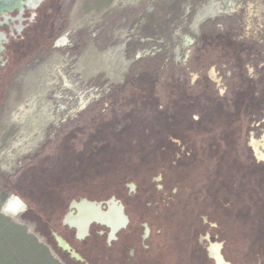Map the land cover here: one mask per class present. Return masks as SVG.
<instances>
[{"label":"rangeland","instance_id":"rangeland-1","mask_svg":"<svg viewBox=\"0 0 264 264\" xmlns=\"http://www.w3.org/2000/svg\"><path fill=\"white\" fill-rule=\"evenodd\" d=\"M56 3L53 40L67 34V45L48 47L42 55L38 51L9 77L0 99V186L5 181V188H0V264H69L47 239L45 223L54 210L56 218L62 214L73 191L89 198L123 196L124 184L142 187L137 177H143L151 193L157 156L174 144L169 136L171 144L160 139V124L172 114L175 102L188 104L184 116L180 111L178 117L192 124L207 106L219 103L233 112L237 92L247 91L262 105L247 137L256 143L264 130V0ZM208 5L215 13L202 16L195 28L200 10ZM61 56H67L66 63ZM59 66L74 89L84 92V105L78 109L76 92L65 91L64 108L54 112L55 120L43 129L35 150L17 158L10 170H2L7 163L3 151L16 132L10 114L34 93L47 90L45 97L52 101L59 89L51 81ZM174 145L179 149V143ZM202 160L211 172L213 161ZM200 165L181 169L171 178L185 182L180 204L165 210L163 240L171 249L160 254L159 241L153 255L133 264H205L204 256L186 242H191L196 217L203 211L221 217L214 205L194 202L196 190L204 196L205 189H213L209 172ZM12 197L30 204L35 217L6 215L3 209ZM145 197L131 203L143 214H153L154 209L147 208L153 198ZM102 252L100 264H116L113 256Z\"/></svg>","mask_w":264,"mask_h":264},{"label":"flooded vegetation","instance_id":"flooded-vegetation-1","mask_svg":"<svg viewBox=\"0 0 264 264\" xmlns=\"http://www.w3.org/2000/svg\"><path fill=\"white\" fill-rule=\"evenodd\" d=\"M56 2L57 0H0V99L9 77L17 68L34 58L38 51L42 55L48 47L52 49L60 47L59 41L67 37V34H62L53 40L52 18L59 11ZM204 18L194 27L196 28ZM61 58L63 63L67 62V56H61ZM33 60L36 61V59ZM57 74L56 72V77L51 82L56 84L55 87L61 92L60 102L64 104L62 96L69 89L63 91L59 86L60 79ZM76 88L73 90L76 92L73 98L76 104L79 103H77L78 94H81L84 100L77 107L79 109L85 103V95L84 92L78 90L77 86ZM41 89L44 88L41 87ZM53 92L50 91L49 94ZM245 92L247 91L237 92L233 112L226 110L219 103L207 106L192 124L183 123V120L178 117V115L181 116L180 111L184 116L188 104L175 102L172 114L168 117L164 116L163 124H160V139L168 143L169 136L174 144L179 143L180 146L178 149L176 145L169 142L172 150H160V156H157L159 160L156 162L158 165L154 168L155 175L149 181L154 188L153 191L150 193L147 188L148 181L142 180L143 177H137L142 187L135 182L124 184L127 193L123 196L113 193L105 198H102L104 196L89 198L85 194L78 195V191H73L72 198L65 204V209L61 211L62 214L58 218H56L58 215L52 214L50 217L47 214L48 218L45 223L47 239H50L56 249L65 255L69 264H100L101 258L98 252L101 253V251L105 255L108 252L111 257L113 256L116 264H133L145 255L149 257L153 255L157 248L153 245L159 241L160 254L165 252L169 248L163 240L165 210L180 204L185 189V182L176 179L172 181L171 178L179 170L189 169L196 163L201 162L200 169H205L206 163L202 162V159L208 160L207 163H212L210 157L214 154L212 153L214 147H211L212 144L207 139L219 132L220 145L225 150L223 149L220 154L217 151L218 154H215L214 167L211 172L208 171L209 164L207 170L205 169L209 172L213 189H205L202 192L204 196L196 190L193 198L195 203L203 202L210 207L214 205L216 213L221 218L215 219L208 211H203L196 217L195 228L191 231L193 235L191 242L186 243L190 244L191 250L196 247L194 249L196 254L201 253L204 256L205 264H264V130L256 143L251 138L249 139V135L247 137V130L253 119L262 111V105L260 99L252 94L255 100L249 103L252 113L246 123L243 119L237 118ZM51 98L56 111L60 106L59 101L54 93ZM62 106L64 108V105ZM216 113L227 117L222 129L217 128L218 125L220 126V121L213 117ZM192 131L205 133L207 139L196 142L189 134ZM224 151L232 152L233 159L229 166L221 168L219 162L225 159L226 152ZM4 185L5 181H2L0 188L4 189ZM75 193L77 195H74ZM141 196L150 197L151 200L153 198L152 202L147 203L148 209H154L153 214L145 215L141 209L137 210L134 207L135 204L131 203V199L136 200ZM112 199L123 206L128 220L126 226L117 231H112L110 226L96 222L89 223L86 228L78 222L77 210L70 208L74 202L79 203L85 200L89 203L101 204L102 211L106 212L107 202ZM26 206L25 210L21 206L18 207V212H20L18 215L24 214L31 220L35 217V209L27 203ZM159 215L160 229L156 230L154 220L159 218L157 217ZM65 217L68 219L64 223ZM56 237L66 243L69 251L58 246ZM116 249L119 250L116 252ZM123 251L126 258L122 256Z\"/></svg>","mask_w":264,"mask_h":264},{"label":"bare ground","instance_id":"bare-ground-1","mask_svg":"<svg viewBox=\"0 0 264 264\" xmlns=\"http://www.w3.org/2000/svg\"><path fill=\"white\" fill-rule=\"evenodd\" d=\"M214 13V7H211L210 5L204 7L202 11L200 10L199 14L201 15L196 18L195 23L199 22L202 16L205 17L208 15H213ZM66 43L67 39L63 37L59 41L58 45L60 47H64ZM63 70L64 68L62 66L57 68V76H59L60 79V86L64 89L75 90L71 82L68 81V78L64 74ZM46 92L47 90L43 91L39 95H36L35 93L33 95H29V98L21 103L10 114L9 121L10 123L15 124L16 132L13 135L14 139L11 142L9 148L3 151L5 153L4 157L6 158L7 163L2 164V170H10V168L14 166V161L17 158L33 151L43 138V129L55 120V108L53 107L52 102L49 101V99H46ZM54 95L57 97V99H60V92L58 90L54 93ZM83 102V96L78 94V104H76V107L80 106ZM61 103L62 102L59 100L60 106L58 109L60 110L63 109ZM72 108L74 109V106ZM16 198L12 197L8 200V203L4 208L6 213L15 214L18 213L19 206L23 208V205L20 203L19 199L17 198V200ZM59 243L63 249L68 248L64 243L60 241Z\"/></svg>","mask_w":264,"mask_h":264},{"label":"water","instance_id":"water-1","mask_svg":"<svg viewBox=\"0 0 264 264\" xmlns=\"http://www.w3.org/2000/svg\"><path fill=\"white\" fill-rule=\"evenodd\" d=\"M19 201L23 205V210H25L26 205L20 199ZM107 205H108V210L106 212H103L101 204L89 203L85 200H82L79 203L74 202L70 206V208H74L77 210L78 219H79L78 222L80 224H83L86 228L88 224L91 222H96L101 225L110 226L112 231H117L124 228L128 223V220L124 214L123 206L119 202H114L113 199L110 202H107ZM4 213L12 217H17L20 212L15 214H9L4 211ZM67 219H68L67 217L64 218V223ZM76 228L79 229V227ZM59 241L64 243L65 245L66 243L61 238L56 237V242L58 246L61 249H63ZM63 250L69 251V248ZM71 254L73 256V252H71Z\"/></svg>","mask_w":264,"mask_h":264},{"label":"trees","instance_id":"trees-1","mask_svg":"<svg viewBox=\"0 0 264 264\" xmlns=\"http://www.w3.org/2000/svg\"><path fill=\"white\" fill-rule=\"evenodd\" d=\"M255 99L252 98L251 94H249L248 92L243 93V98L241 99V110H238L237 113V118L243 119L244 122L246 123V120L249 118L250 113H252V109H250L251 106H249L250 102H253ZM248 105V108H247ZM214 118L219 119L220 121V126L218 125L217 128L222 129L223 128V122L225 121V118H227L225 115H221L219 113H216L215 115H213ZM231 118V116H230ZM192 137H194V139L196 140V142H201L203 140L207 139V135L205 133H200V132H190L189 133ZM207 141H209L212 145L211 147H214V150L212 151V153H214L212 155V157H210V160L214 161L215 159V154H220L223 149L225 150V148L223 146H221V136L219 135V132L217 135H214L212 137H210L209 139H207ZM218 151V153H217ZM225 153L224 156V161L219 162V166L221 168L225 167L226 165H230L231 161L233 159L232 157V152H227ZM29 206L31 207V205L29 204ZM32 208V207H31ZM55 215H58V210H54Z\"/></svg>","mask_w":264,"mask_h":264}]
</instances>
